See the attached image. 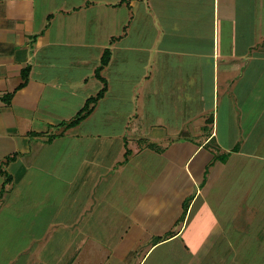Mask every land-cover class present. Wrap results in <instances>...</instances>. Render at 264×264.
Here are the masks:
<instances>
[{
    "label": "crops",
    "instance_id": "obj_1",
    "mask_svg": "<svg viewBox=\"0 0 264 264\" xmlns=\"http://www.w3.org/2000/svg\"><path fill=\"white\" fill-rule=\"evenodd\" d=\"M136 21L140 39L125 43ZM106 49L103 97L66 127L98 92L90 90L103 87L96 70ZM134 66L143 69L137 80ZM119 80L131 81L124 97L133 107L118 138L97 145L80 129ZM146 112L160 123L145 125ZM257 162L264 0H0V264H173L158 251L169 256L172 243L188 254L182 264H204L195 253L201 241L188 252L179 236L191 217L195 234L198 225L211 234L231 220L249 225L256 212L243 180L234 212L211 203L223 202L228 166ZM95 219L106 226H91Z\"/></svg>",
    "mask_w": 264,
    "mask_h": 264
},
{
    "label": "rangeland",
    "instance_id": "obj_2",
    "mask_svg": "<svg viewBox=\"0 0 264 264\" xmlns=\"http://www.w3.org/2000/svg\"><path fill=\"white\" fill-rule=\"evenodd\" d=\"M139 25L140 24L138 21L134 23L132 29L130 30V36L125 41V43L127 41L128 43H135L140 39V35L136 33L137 29L140 28ZM128 52L129 50H125L124 54L128 55ZM144 56H146V54ZM132 68L134 69L130 70L134 71L135 75H133L134 73L132 75L129 74V77L137 80L139 76L138 73H140L143 69L137 66H134ZM105 73L108 75L109 71H106ZM167 75L169 78H171V74ZM130 84L131 81L128 85L127 83H125V81L122 80H119L118 82L115 81V83L112 82V85L110 84V93L108 94L105 103H102L100 109L98 108L95 116H93L89 121L87 120L88 122L86 121V123H84V126H82L83 128L80 129L81 134H87L89 129L90 132H92V134L94 135V138L98 136L97 145H103L105 143L104 138L99 139V137L114 136L118 138L119 134L123 130V126L125 125V120L127 118L128 112L133 107L131 105V102H127L129 97H124V93H130ZM97 85L95 89L90 90L91 94L95 93L96 90L99 91L102 88L101 86H99L98 88ZM104 85L105 84L103 82V87ZM122 99L123 104H121ZM161 107L163 108V106ZM183 107L184 106H181L180 103H178L177 108H180L182 110ZM185 108L188 107H186L185 105ZM146 110H150V107ZM171 113L172 112L170 109H164V111L162 112V114H164L165 116V119L170 118L173 120L175 117L172 118ZM145 119L147 120V122L145 121V125L147 126L160 123L157 118H153V116L147 112ZM176 121L178 122V124L180 123V120H178L177 118ZM166 123L170 125L175 124L174 122ZM121 146V141L115 139V141L111 145L112 153L110 156H117V153L119 152V150H121ZM249 166L251 167V169L248 167L242 169H237L238 167L229 168L228 166L225 169L223 175L227 182H225V184L221 187V196L223 198V202L220 205H217L215 202L211 204L216 212H234L238 208V204L236 201L238 198L237 194L240 189V187L238 186V182L239 179L243 180V183L245 182L249 184V192L245 191L246 186L245 184L241 183L243 184L241 193L242 195H244V198L249 196L247 206L249 205L250 207L248 210H254L256 212V215L251 218L250 224L246 226L244 223H240V221H237V226L233 227V225H235V220H231V224L226 225L224 228V232L221 234H218L216 229L212 234L206 233V230H200V226L198 225L199 231L195 234L190 233L189 231L191 229L190 227L195 225L193 224L195 219L191 217L192 223L190 222L186 232H184L182 236H179V242L186 243L187 241L190 245L188 247V252L194 253L195 247H197L199 245V242L201 241L199 248L195 253L199 256V261L203 260L204 264H264V164H262L261 162H257L251 163V165ZM122 179L123 178H119V180ZM64 188V190H66L65 192L69 191V194H67L66 197L75 196V192H72L75 187L70 188L68 186H65ZM215 189L216 188H214V190ZM50 196H52L51 193ZM101 213L102 215H104V210H101ZM87 220L88 216L86 218H83V226L87 224ZM91 226L103 229L106 225L101 224L100 226L97 222V219H95V224L93 223ZM210 235L212 236L210 239L211 244L205 248L203 247V245L205 244V239ZM106 236L109 237V242H114V240L118 238V235L116 234ZM65 240H67V235H65ZM103 240H105V235ZM176 246L177 245L173 243L167 246V252H169V256L165 253L164 247L158 249L160 257H167V259L170 257L171 259H174L175 262H173V264H182L184 262L187 263L188 254H185V252H179L178 247ZM189 248H191V250ZM166 264L171 263L166 262Z\"/></svg>",
    "mask_w": 264,
    "mask_h": 264
},
{
    "label": "trees",
    "instance_id": "obj_3",
    "mask_svg": "<svg viewBox=\"0 0 264 264\" xmlns=\"http://www.w3.org/2000/svg\"><path fill=\"white\" fill-rule=\"evenodd\" d=\"M109 58H110V51L109 49H106L102 55L101 63L96 70V76L99 79H101L103 82H104V79L100 76V70L103 68L104 65L108 63ZM26 75H27V71L24 70V72L22 73L23 82L20 85L24 84ZM105 90H106V86L104 85V87H102L95 96H90L89 98H87L84 105L75 115V117L71 119L69 122H66L65 126L72 127V126L79 124L82 120H84L92 112L96 103L103 97ZM219 158L222 160L225 159V157H223L222 155H220ZM185 206H187V203L186 205H184V207Z\"/></svg>",
    "mask_w": 264,
    "mask_h": 264
}]
</instances>
